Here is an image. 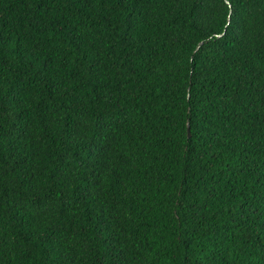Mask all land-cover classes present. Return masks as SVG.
I'll use <instances>...</instances> for the list:
<instances>
[{
	"label": "trees",
	"instance_id": "1",
	"mask_svg": "<svg viewBox=\"0 0 264 264\" xmlns=\"http://www.w3.org/2000/svg\"><path fill=\"white\" fill-rule=\"evenodd\" d=\"M0 264H264V0H0Z\"/></svg>",
	"mask_w": 264,
	"mask_h": 264
},
{
	"label": "water",
	"instance_id": "2",
	"mask_svg": "<svg viewBox=\"0 0 264 264\" xmlns=\"http://www.w3.org/2000/svg\"><path fill=\"white\" fill-rule=\"evenodd\" d=\"M186 135L188 136L189 135V133H188V128L186 127Z\"/></svg>",
	"mask_w": 264,
	"mask_h": 264
}]
</instances>
